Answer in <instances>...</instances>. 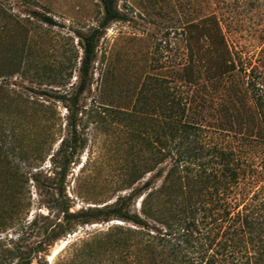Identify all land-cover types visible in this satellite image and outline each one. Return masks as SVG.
I'll list each match as a JSON object with an SVG mask.
<instances>
[{
    "label": "trees",
    "instance_id": "obj_1",
    "mask_svg": "<svg viewBox=\"0 0 264 264\" xmlns=\"http://www.w3.org/2000/svg\"><path fill=\"white\" fill-rule=\"evenodd\" d=\"M100 2L99 23L76 31L77 82L58 96L68 115L66 134L48 152L52 171L30 174L57 215L31 221L42 237L23 256L24 264L92 223L107 226L75 239L56 264H264V86L233 52L216 7L199 17L188 13L186 62L172 72L173 86L166 92L159 88L152 100L147 96L153 93L143 94L142 107L151 113L136 118L139 125L132 131L141 148L136 158L128 155L124 184L117 189L130 191L102 206L71 209L66 179L86 142L80 97L90 87L100 37L110 22L123 19L116 0ZM31 13L46 25H59L46 13ZM11 19L0 7V32L6 33ZM12 21L25 38V24ZM0 139L5 140L1 134ZM7 173L20 177L18 164L9 165ZM16 202L1 209L0 226L20 223L22 206ZM37 260L48 264L45 256Z\"/></svg>",
    "mask_w": 264,
    "mask_h": 264
},
{
    "label": "rangeland",
    "instance_id": "obj_2",
    "mask_svg": "<svg viewBox=\"0 0 264 264\" xmlns=\"http://www.w3.org/2000/svg\"><path fill=\"white\" fill-rule=\"evenodd\" d=\"M115 5L123 19L110 22L100 37L91 84L80 97L84 109L80 127L86 142L66 179L72 210L102 206L130 191L117 189L124 184L128 155L136 158L141 148L132 131L139 125L136 118L151 113L142 107L143 94L153 93L147 96L152 100L159 88L166 92L173 86L172 72L186 62L183 24L191 10L192 17L207 8L219 10L233 52L264 86V0H116ZM0 7L27 29L24 38V29L11 19L6 33L0 32V126L4 128L0 134L5 139H0L5 145L0 149V212L14 201L22 206L20 223L0 226V264H24L23 256L42 237L31 221L47 214L54 220L57 215L48 208L45 189L30 174L44 176L52 171L48 152L56 150L66 134L68 115L66 102L58 96L77 82L79 58L72 66L75 52L81 55L76 31L97 25L103 9L100 0H0ZM34 10L52 16L59 25L40 22L31 13ZM5 55L14 57L10 61ZM8 164H18L20 177L9 176ZM106 226L78 227L46 252L33 253L30 264H38L40 255L48 264H56L75 239Z\"/></svg>",
    "mask_w": 264,
    "mask_h": 264
},
{
    "label": "bare ground",
    "instance_id": "obj_3",
    "mask_svg": "<svg viewBox=\"0 0 264 264\" xmlns=\"http://www.w3.org/2000/svg\"><path fill=\"white\" fill-rule=\"evenodd\" d=\"M56 252V251H55ZM52 258V255L51 256H49V259H51Z\"/></svg>",
    "mask_w": 264,
    "mask_h": 264
}]
</instances>
